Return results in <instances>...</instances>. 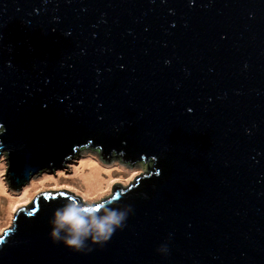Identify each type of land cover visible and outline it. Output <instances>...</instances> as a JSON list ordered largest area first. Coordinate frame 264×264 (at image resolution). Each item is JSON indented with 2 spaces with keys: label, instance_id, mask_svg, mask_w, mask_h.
Masks as SVG:
<instances>
[{
  "label": "water",
  "instance_id": "water-1",
  "mask_svg": "<svg viewBox=\"0 0 264 264\" xmlns=\"http://www.w3.org/2000/svg\"><path fill=\"white\" fill-rule=\"evenodd\" d=\"M91 153L147 163L83 209L124 227L74 251L50 221L79 198L41 194L0 264H264V0H0L7 189Z\"/></svg>",
  "mask_w": 264,
  "mask_h": 264
},
{
  "label": "rangeland",
  "instance_id": "rangeland-1",
  "mask_svg": "<svg viewBox=\"0 0 264 264\" xmlns=\"http://www.w3.org/2000/svg\"><path fill=\"white\" fill-rule=\"evenodd\" d=\"M88 161H94L100 165L104 171L106 180L102 189H96L90 194H86L85 190L76 186L73 182L77 178L76 174L81 164ZM71 173L61 170L55 171V177L42 175L41 180L32 177V183L20 192H15L7 189V163L0 166V179L5 189L4 196L6 199L13 200L11 205L6 203L5 200L0 201V233H4L7 229L12 227V220L17 209H22L28 205L41 194H52L54 192H68L78 197L81 204L86 207L94 205L106 199L115 184L125 188L133 183L136 177L140 176L144 171L147 163L125 167L115 162L106 164L94 153L88 154L84 157L75 160V165L69 163ZM110 171V174H109ZM5 207L8 211V217L4 219V212L2 209Z\"/></svg>",
  "mask_w": 264,
  "mask_h": 264
},
{
  "label": "clouds",
  "instance_id": "clouds-1",
  "mask_svg": "<svg viewBox=\"0 0 264 264\" xmlns=\"http://www.w3.org/2000/svg\"><path fill=\"white\" fill-rule=\"evenodd\" d=\"M85 207L69 201L55 209L50 221V238L74 251H82L90 243H106L117 229L124 227L128 210L105 206L98 214L91 209L84 212ZM158 251L166 253L167 248L161 246Z\"/></svg>",
  "mask_w": 264,
  "mask_h": 264
},
{
  "label": "bare ground",
  "instance_id": "bare-ground-1",
  "mask_svg": "<svg viewBox=\"0 0 264 264\" xmlns=\"http://www.w3.org/2000/svg\"><path fill=\"white\" fill-rule=\"evenodd\" d=\"M76 176L77 178L73 180V183L79 188L84 189L86 194H90L96 189H102L104 180H106L104 171L101 169L100 165L94 161H88L81 164L80 168H78ZM4 193L5 189L0 179V201L5 200L6 203L11 205V201L13 200L6 199ZM2 209L4 212V219L6 220L9 215L8 211L5 207H3V205Z\"/></svg>",
  "mask_w": 264,
  "mask_h": 264
},
{
  "label": "trees",
  "instance_id": "trees-1",
  "mask_svg": "<svg viewBox=\"0 0 264 264\" xmlns=\"http://www.w3.org/2000/svg\"><path fill=\"white\" fill-rule=\"evenodd\" d=\"M55 193V192H54Z\"/></svg>",
  "mask_w": 264,
  "mask_h": 264
}]
</instances>
